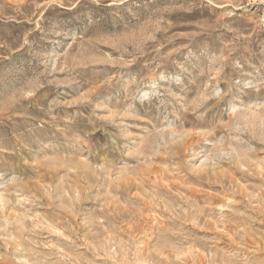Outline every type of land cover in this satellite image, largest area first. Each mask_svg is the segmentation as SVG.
Wrapping results in <instances>:
<instances>
[{"label": "rangeland", "instance_id": "374dc122", "mask_svg": "<svg viewBox=\"0 0 264 264\" xmlns=\"http://www.w3.org/2000/svg\"><path fill=\"white\" fill-rule=\"evenodd\" d=\"M0 264H264V0H0Z\"/></svg>", "mask_w": 264, "mask_h": 264}]
</instances>
